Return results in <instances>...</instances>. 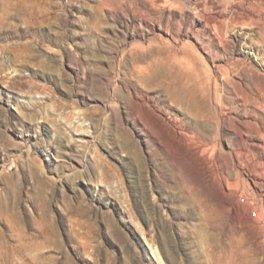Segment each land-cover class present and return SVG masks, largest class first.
<instances>
[{
    "label": "rangeland",
    "instance_id": "rangeland-1",
    "mask_svg": "<svg viewBox=\"0 0 264 264\" xmlns=\"http://www.w3.org/2000/svg\"><path fill=\"white\" fill-rule=\"evenodd\" d=\"M175 53L216 117L139 79ZM0 61V264L264 258V0H0Z\"/></svg>",
    "mask_w": 264,
    "mask_h": 264
},
{
    "label": "bare ground",
    "instance_id": "bare-ground-1",
    "mask_svg": "<svg viewBox=\"0 0 264 264\" xmlns=\"http://www.w3.org/2000/svg\"><path fill=\"white\" fill-rule=\"evenodd\" d=\"M172 55L174 57L173 61L170 60V57H166L164 58L165 61L163 62L166 65H162V61H158V65L155 64V69L151 70L142 66L134 68L138 72L137 75L139 79H142V81H146L145 75H147V71L148 74H150V78L152 79L151 81H156L158 84L163 85V87L165 86L167 92L169 93V96L174 103L183 106V108H187V106L191 105L190 103H193L194 106L198 103V99L196 98L195 94V92L199 89L198 86H201V88L203 87V90H206V88L210 87V80L208 77L202 76V73L198 72L197 65L190 60L189 54L188 56L181 57H179L176 53ZM14 62L15 61L12 59L11 64L9 65L12 66ZM7 66L8 64H6L5 61H0V68H5ZM15 70L17 69L14 67L13 71ZM198 79L200 85H197ZM202 94L204 96L203 101H200L199 104H197L198 107L201 108V110L200 113H196L195 116L202 117L203 120L214 116L216 117V111L214 109V101L212 100V96L209 95L208 97L206 96L207 94ZM215 98L216 100L218 99L217 96ZM201 112L204 113L202 114ZM195 128V130H192L193 135L191 136L193 141L190 140V142H193L192 144H194L195 147L199 148V150H197L196 152L199 151L200 155L202 156L207 155L210 145L209 133L212 130L208 128L200 119L197 121ZM208 157L211 156L209 155ZM204 162V166L206 167V169H209L207 158H205ZM227 249L229 252L233 250L232 247H228ZM260 250L261 248L259 245H252L243 250L238 255H220L222 259L218 261V264H264V258L259 255Z\"/></svg>",
    "mask_w": 264,
    "mask_h": 264
},
{
    "label": "built area",
    "instance_id": "built-area-1",
    "mask_svg": "<svg viewBox=\"0 0 264 264\" xmlns=\"http://www.w3.org/2000/svg\"><path fill=\"white\" fill-rule=\"evenodd\" d=\"M181 1H184L185 3H187L189 5H200V4L205 2V0H181ZM261 201H262L263 206H264V193L261 196Z\"/></svg>",
    "mask_w": 264,
    "mask_h": 264
}]
</instances>
